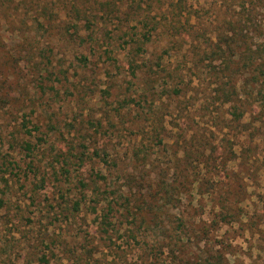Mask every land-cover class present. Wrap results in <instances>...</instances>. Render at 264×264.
<instances>
[{"label":"rangeland","instance_id":"1","mask_svg":"<svg viewBox=\"0 0 264 264\" xmlns=\"http://www.w3.org/2000/svg\"><path fill=\"white\" fill-rule=\"evenodd\" d=\"M184 2L175 32L157 0H0V264H264V124L214 36L238 10Z\"/></svg>","mask_w":264,"mask_h":264},{"label":"trees","instance_id":"2","mask_svg":"<svg viewBox=\"0 0 264 264\" xmlns=\"http://www.w3.org/2000/svg\"><path fill=\"white\" fill-rule=\"evenodd\" d=\"M157 1L160 2L158 6L162 7L163 4H165V8H170V11H172L171 22L175 23V25H169V27L175 32H178L179 29L176 24L180 21L179 15L182 12L181 9H186V3L184 2V0ZM220 1L226 6V9H233L234 11L235 9H237L238 12L233 20L223 22L221 26H217V30L214 32V36L216 37L217 43L219 44V51L222 53V55H225L227 53V56L230 59H232V57H236L237 67L239 70L242 67L247 68V72L249 75L247 82L251 84V86H249L251 88H249V91L247 93L251 94V96L253 95V99L258 101L257 110L254 115H258L259 119H261V123L264 124V118H261L263 116L262 112L264 111V0ZM44 5L45 10L49 6V4L44 3ZM68 9L74 14L72 16L73 20L71 27L75 28L74 33H77V24L74 20L77 19L78 15L80 16L81 12L85 13L83 2L79 3V1H77L76 4L73 3L72 5H70ZM44 18H47L46 12H43V16H41L40 14L35 15L34 21L37 24H43ZM188 18L189 17L187 16L185 21L186 23H188ZM169 27L166 23L160 26L156 24L153 25L152 31L155 32L157 30H161V32H163V35L165 36L167 31L170 29ZM145 33L151 35V31L148 30L143 33L144 39H148L147 37L145 38ZM77 37H80V34L76 35V38ZM220 46H222L223 48ZM246 85L248 87L247 83ZM174 91L178 92V90ZM235 107H237V102L234 104L233 108ZM242 113V111H239L236 116H241ZM253 120V122H255L256 119L253 118ZM262 136L264 137V132L262 133ZM26 146L29 147L28 144ZM210 163L215 162L212 161ZM99 177L104 178V176L101 175H99ZM220 179L224 180L225 177H221ZM224 184H226V182H216V185ZM213 185L215 189V184ZM226 200H222L219 202L220 211H226L225 214L221 215V217L227 218L228 216L231 222L235 220L234 217L237 218L238 214H234V203L232 201L226 202ZM112 207L113 206L109 202L106 209V214L109 215L112 212ZM93 209L96 210V207L94 206ZM108 215H104V218L107 219ZM105 222H107V220H104V223ZM107 225H109V222L107 223ZM41 259L45 263L47 262L44 256Z\"/></svg>","mask_w":264,"mask_h":264}]
</instances>
